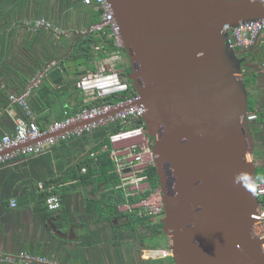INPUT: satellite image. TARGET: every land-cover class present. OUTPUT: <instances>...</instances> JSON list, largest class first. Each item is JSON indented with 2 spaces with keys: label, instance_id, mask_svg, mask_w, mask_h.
Listing matches in <instances>:
<instances>
[{
  "label": "water",
  "instance_id": "obj_1",
  "mask_svg": "<svg viewBox=\"0 0 264 264\" xmlns=\"http://www.w3.org/2000/svg\"><path fill=\"white\" fill-rule=\"evenodd\" d=\"M109 2L155 138L161 223L175 264H264L243 71L249 57L231 46L228 31L264 19V2Z\"/></svg>",
  "mask_w": 264,
  "mask_h": 264
},
{
  "label": "crops",
  "instance_id": "obj_2",
  "mask_svg": "<svg viewBox=\"0 0 264 264\" xmlns=\"http://www.w3.org/2000/svg\"><path fill=\"white\" fill-rule=\"evenodd\" d=\"M87 7L83 0H0V138L13 131L17 119L24 115L23 108L8 96L24 92L36 73L53 61L39 87L28 96L39 125L45 128L85 103V94L70 84L77 71L93 70L86 63L87 54L76 55L78 43L98 31L92 28L96 23H92L93 14ZM39 17H46L64 33L31 30L27 22ZM253 52L256 57L248 56L247 66L258 72V87L262 89L264 52ZM112 53L97 57L96 69ZM121 56L117 66L128 65V55L122 51ZM253 124L260 127L258 165L264 167V122ZM102 139V131L96 130L0 167V264H23L1 257L23 253L58 264H175L173 256L149 255L151 248L170 249L163 226L158 225L162 218L148 220L138 197L127 198L120 184L96 186L82 178L87 171L82 172L78 164L89 159L91 152L99 156L95 148ZM40 182L56 186L63 200L60 210L48 209L46 191L37 187ZM13 199L18 202L16 207L11 205Z\"/></svg>",
  "mask_w": 264,
  "mask_h": 264
},
{
  "label": "built area",
  "instance_id": "obj_3",
  "mask_svg": "<svg viewBox=\"0 0 264 264\" xmlns=\"http://www.w3.org/2000/svg\"><path fill=\"white\" fill-rule=\"evenodd\" d=\"M87 5H93L100 10L101 21L94 24V30L109 29L110 37L117 48L112 55L101 62L96 70H90L82 74L77 80V87L85 94V106L74 112H66V115L49 123L42 128L37 122L28 96L33 89L39 87L45 73L55 62L48 64L39 70L20 94H10V99L19 104L24 115L19 117L13 131L6 132L0 138V167L12 164L18 158L30 155L42 154L47 146H54L59 142L81 138L99 128L119 123L121 127L109 134L111 155L115 159V172L121 177L120 186L125 191L127 198L138 197V205L142 213L152 220L161 219L164 216V200L161 189L151 183L147 169L156 167L157 155L153 151L151 138L146 130L144 116L145 106L138 104L140 95L128 77L122 74L117 66L122 59L121 52L124 41L121 27L116 20L112 4L109 0H83ZM264 2V0H261ZM31 30L41 28L53 30L56 34L64 33L46 17H39L27 22ZM231 46L242 55L244 51L261 44L264 52V19L246 21L235 27H229ZM264 65V62H263ZM243 71L245 69L243 68ZM112 97L113 101L98 103L101 99ZM89 104V105H88ZM258 118L257 111L248 112V120L253 123ZM104 149H108L105 146ZM91 158L97 159V152L90 153ZM83 167L82 172H86ZM40 191H46V205L49 210L57 211L62 208V197L55 192L54 184L40 182ZM256 192L260 200L264 197V177L256 179ZM16 207V199L11 201ZM130 207V202L126 203ZM257 216L259 218L257 228L264 230V207L260 204ZM261 231V232H262ZM151 257L167 258L172 256L170 249H150ZM3 260L9 262L21 261L23 264L38 262L42 264H58L46 257L28 253L16 257L5 255ZM19 259V260H18Z\"/></svg>",
  "mask_w": 264,
  "mask_h": 264
},
{
  "label": "trees",
  "instance_id": "obj_4",
  "mask_svg": "<svg viewBox=\"0 0 264 264\" xmlns=\"http://www.w3.org/2000/svg\"><path fill=\"white\" fill-rule=\"evenodd\" d=\"M87 6H88L87 7L88 12L93 14V17L91 20L92 23L100 22L102 12L100 10H96L95 7L92 5H87ZM78 46H80V49H79L80 52L78 50V52L76 53L77 57L81 56L82 52L87 54L86 63L88 66L92 65L93 70H96L94 61L97 57L98 58L107 57L112 52L117 50L114 44V40L110 37V31L107 28H104L100 31L91 32L85 39H82L81 42L78 43ZM254 49L262 50V45L258 44L255 46V48L244 51L242 53V56H251L250 59L255 58L256 56L254 57V52H253ZM123 51L127 54L125 49ZM250 59L248 60V62L250 61ZM78 64L79 62L76 63V65ZM244 64H245L244 65V68H245L244 81H245L246 87L248 88V92H249V99H248L249 111H257L259 119L256 121L258 124L259 123L262 124L264 122V94L261 93L262 89H259V87L255 89V85L258 83L259 74L256 70H254L250 66H247L246 63ZM118 67H123L124 70L122 71V74L126 77H128V75L132 71L130 62L128 63V65L125 63H120ZM84 73H86V70L82 72L77 71L76 72L77 76L72 80L70 86L76 87L78 78ZM129 81L132 84V88H135L133 85V82L131 80ZM257 89H259L260 91ZM77 92L79 93L80 90H78ZM261 95H262V99H260ZM8 98L10 99V96H8ZM80 98H81V103H82L83 96H81ZM108 101H113L112 97L101 99L98 103L108 102ZM84 106H85V103L81 105L80 109ZM75 111H77V109ZM120 127L121 125L117 123V124L109 125L108 127H102L98 129L102 131V135H103L102 141L95 148L98 150L99 156H97V159H94L90 157V153H89V159L87 158L78 164V167L81 170L83 169V167H87L86 174L82 176V178L84 179L86 183H91L96 186L97 185L102 186L104 183H111L114 186H118L119 184L122 183L121 177L115 172V166H116L115 159L111 155L110 150H109V148L111 147V143L109 140V134L113 131H116ZM259 129L260 127L258 126L254 127V124H252V130L255 136L258 135ZM154 143H155V138L152 137L151 145L153 146ZM104 146H107L108 149H103ZM258 168H264V167H258ZM147 171H148V174L150 175L152 185L154 187H157V186L159 187L160 180H159L156 167L147 169ZM256 177L261 178V177H264V175L258 176L256 174ZM55 192L57 193V191ZM133 200H135V198H133ZM260 202L262 206L264 207V197L260 198ZM149 219L150 218H148V220ZM158 225L162 229L163 224L159 222Z\"/></svg>",
  "mask_w": 264,
  "mask_h": 264
},
{
  "label": "rangeland",
  "instance_id": "obj_5",
  "mask_svg": "<svg viewBox=\"0 0 264 264\" xmlns=\"http://www.w3.org/2000/svg\"><path fill=\"white\" fill-rule=\"evenodd\" d=\"M262 84H264V83H262ZM262 89H264V87ZM263 93H264V90H263ZM260 99H262V95L260 96ZM260 155H261V152L259 150H257L254 154L256 160L260 157ZM257 175L258 176L264 175V168H257ZM159 188L161 189V187H159Z\"/></svg>",
  "mask_w": 264,
  "mask_h": 264
},
{
  "label": "flooded vegetation",
  "instance_id": "obj_6",
  "mask_svg": "<svg viewBox=\"0 0 264 264\" xmlns=\"http://www.w3.org/2000/svg\"><path fill=\"white\" fill-rule=\"evenodd\" d=\"M243 68H244V67H243ZM244 69H245V68H244ZM258 80H259V78H258ZM258 85H259V84L257 83V84L255 85V88H258ZM259 91H260V90H259ZM261 93L264 94L262 90H261ZM258 119H259V117H258L256 120H258ZM256 120H255L253 123L257 122Z\"/></svg>",
  "mask_w": 264,
  "mask_h": 264
},
{
  "label": "bare ground",
  "instance_id": "obj_7",
  "mask_svg": "<svg viewBox=\"0 0 264 264\" xmlns=\"http://www.w3.org/2000/svg\"><path fill=\"white\" fill-rule=\"evenodd\" d=\"M257 231L258 232H261L262 231V228L261 227L257 228Z\"/></svg>",
  "mask_w": 264,
  "mask_h": 264
}]
</instances>
